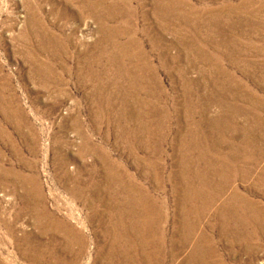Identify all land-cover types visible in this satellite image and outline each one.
<instances>
[{
    "label": "rangeland",
    "instance_id": "1",
    "mask_svg": "<svg viewBox=\"0 0 264 264\" xmlns=\"http://www.w3.org/2000/svg\"><path fill=\"white\" fill-rule=\"evenodd\" d=\"M37 1L43 10H34L30 0H0V213L14 224L13 232L0 221V264L122 262L118 247L124 243H109L111 236L102 231L106 220L91 218L85 183L96 160L83 149L90 144L122 163L127 178L156 202L155 224L147 228L154 235L144 245L153 264H186L196 245L206 264H264V0H176L179 13L195 11L187 17L163 15V0H109L111 15L68 0ZM30 14L45 18L59 38L55 53L34 52L32 59L21 53L28 47L20 36ZM84 61L94 72L86 86L78 79ZM43 64L50 65L51 76ZM97 77L107 80V91H116L113 101L87 98L86 91L99 85ZM141 121L151 132L147 143L140 138ZM214 167L211 178L226 185L200 217L198 230L206 238L181 243L183 236L174 231L181 222L180 190L190 171L209 178ZM33 175L48 211L86 220L72 223L84 233L83 243H52L26 213L12 218L22 207V179ZM222 203L238 209L233 221L216 212ZM30 231L41 243H15ZM109 244L117 248L113 256Z\"/></svg>",
    "mask_w": 264,
    "mask_h": 264
},
{
    "label": "bare ground",
    "instance_id": "2",
    "mask_svg": "<svg viewBox=\"0 0 264 264\" xmlns=\"http://www.w3.org/2000/svg\"><path fill=\"white\" fill-rule=\"evenodd\" d=\"M30 4H34L32 7L34 10L38 8V10H43V6L40 3L41 1L37 0H30ZM70 3L76 4L79 8H84L89 11H95L96 14L105 15L113 13L114 11L109 10L112 8L111 2L109 0H68ZM117 1V0H116ZM121 1V0H120ZM129 1V0H127ZM156 1V0H155ZM29 2V1H28ZM50 3V1L48 0ZM115 2V1H114ZM176 0H163L159 4L160 6H164V11L161 12L163 15L167 17H172V15L177 14L178 16L187 17L191 13H194L195 11H187L185 14L184 12L179 13L177 11L178 5L176 3ZM119 3V2H118ZM144 3V2H143ZM179 3V2H178ZM155 4L158 6L157 2ZM193 4V3H192ZM117 5V4H116ZM122 5V4H121ZM126 5V4H124ZM181 5V4H180ZM141 6V5H140ZM214 6V5H213ZM211 6V7H213ZM52 7V6H51ZM109 7V8H108ZM121 7V6H120ZM131 7V4H130ZM184 7V6H183ZM114 8V6H113ZM116 8V6H115ZM118 8V7H117ZM135 8V7H134ZM157 8V7H155ZM192 8V7H191ZM190 8V9H191ZM27 9V8H26ZM30 9V8H29ZM56 9V8H55ZM128 9V8H126ZM160 9V8H159ZM183 9V8H181ZM194 9V8H193ZM204 9V8H202ZM215 8H213L214 10ZM51 10V9H50ZM130 10V9H129ZM198 10V9H197ZM27 12V10H25ZM158 11V10H157ZM156 11V12H157ZM184 11V9H183ZM186 11V10H185ZM81 12V11H80ZM120 12V11H119ZM129 12V11H126ZM135 12V11H134ZM133 12V13H134ZM154 12V11H153ZM203 12V11H199ZM212 12V11H211ZM31 13V12H30ZM91 13V12H90ZM121 13V12H120ZM119 13V14H120ZM159 13V12H158ZM218 13V11H217ZM29 14V13H28ZM27 14V15H28ZM92 14V13H91ZM94 14V13H93ZM92 14V15H93ZM126 14V13H125ZM197 14V13H196ZM199 14V13H198ZM113 15V14H112ZM129 15V14H128ZM153 15V14H152ZM209 15V14H208ZM94 16H96L94 14ZM127 16V15H126ZM154 16V15H153ZM164 16V17H165ZM158 17V16H157ZM156 17V18H157ZM204 17V16H202ZM95 18V17H94ZM100 18V17H99ZM178 18V17H176ZM206 18V17H205ZM211 18V17H210ZM106 19V18H105ZM159 19V18H158ZM162 19V18H160ZM165 19V18H164ZM171 19V18H170ZM196 19V18H194ZM198 19V18H197ZM173 20V19H172ZM186 20V19H185ZM205 20V19H204ZM24 21V20H23ZM132 21V20H131ZM158 21V20H157ZM165 21H167L165 19ZM164 21V22H165ZM179 21V20H178ZM181 21V20H180ZM179 21V22H180ZM190 21V20H189ZM203 21V20H202ZM45 18H38L37 15L30 14L28 16V22L25 26V30L20 36L23 40H25L28 43V47L22 48L21 53H26V55L29 57V59H32V56H34V52L42 53L46 52V50H50L51 52L55 53V49L59 44V38L56 37V35L52 34L50 30L45 26ZM82 22V21H81ZM130 22V21H129ZM174 22V21H173ZM185 22V21H184ZM26 23V22H25ZM51 24V22H49ZM128 23V22H127ZM132 23V22H131ZM169 23V22H168ZM172 23V22H171ZM188 23V22H187ZM193 23V22H192ZM191 23V24H192ZM153 24V23H152ZM162 24V23H161ZM160 24V25H161ZM185 24V23H184ZM131 25V24H130ZM155 25V24H154ZM166 25V24H165ZM168 25V24H167ZM181 25V24H180ZM190 25V24H189ZM201 25V24H200ZM133 26V25H132ZM193 26V25H192ZM49 27V26H48ZM100 27V26H99ZM120 27V26H119ZM158 27V26H157ZM156 27V28H157ZM188 27V26H187ZM122 28V27H121ZM150 28V27H149ZM179 28V27H178ZM170 29V28H169ZM188 29V28H187ZM107 30V29H106ZM105 30V32H106ZM110 30V29H109ZM112 30V29H111ZM147 30V29H146ZM176 30V29H175ZM52 31V30H51ZM161 31V30H160ZM193 31V30H192ZM195 31V30H194ZM53 32V31H52ZM110 32V31H109ZM112 32V31H111ZM134 32V31H133ZM114 33V32H113ZM112 33V34H113ZM128 33V32H127ZM107 34V33H104ZM115 34V33H114ZM133 34V33H132ZM199 34V33H198ZM155 35V34H154ZM112 36V35H111ZM186 36V35H185ZM183 37V36H182ZM158 39V38H157ZM160 40V39H159ZM184 40V39H183ZM61 41V40H60ZM22 43V41H20ZM62 42V41H61ZM112 42V41H111ZM157 43V42H156ZM187 43V42H186ZM116 44V43H115ZM191 44V43H190ZM23 45V44H22ZM26 45V44H25ZM64 45V44H63ZM139 45V44H138ZM116 46V45H115ZM59 47V46H58ZM57 47V48H58ZM119 48L118 46H116ZM121 48V47H120ZM126 48V47H125ZM156 48V46H155ZM26 50V51H25ZM62 50V49H61ZM120 50V49H119ZM156 50V49H154ZM57 51V50H56ZM122 52V49H121ZM139 52V51H138ZM20 53V52H19ZM49 53V52H48ZM116 53V52H115ZM114 53V54H115ZM141 53V52H140ZM119 54V53H118ZM112 55V54H111ZM123 55V54H122ZM36 56V55H35ZM55 56V55H54ZM58 56V55H57ZM56 56V57H57ZM109 56V55H108ZM116 56V55H115ZM124 56V55H123ZM37 57V56H36ZM102 57V56H101ZM119 57V56H118ZM94 58V57H93ZM96 58V57H95ZM108 58V57H107ZM116 58V57H114ZM35 59V58H34ZM88 59V58H87ZM106 59V58H105ZM113 59V58H112ZM123 59V58H122ZM43 60V59H42ZM41 60V64H42ZM101 60V59H99ZM127 60V59H124ZM94 61V60H93ZM107 61V60H106ZM116 61V60H115ZM122 61V60H121ZM139 61V59H138ZM237 61V60H236ZM135 62V61H134ZM35 63V62H34ZM98 63V62H97ZM105 63V62H103ZM119 63V62H118ZM83 71L80 69L78 71V79H80V83L83 86H86L88 81L91 82V77L94 76V72L89 69V62L84 61L81 63ZM91 64V63H90ZM137 64V63H136ZM150 64V63H149ZM95 65V64H94ZM100 65V64H99ZM139 65V64H138ZM37 69L39 66V62L37 63ZM103 66V65H102ZM116 66V65H115ZM121 66V65H120ZM150 66V65H149ZM47 67H50V65L43 64L42 70L46 71V74H49V70ZM112 67V65H111ZM81 68V67H80ZM109 68V67H107ZM140 68V67H139ZM40 69V68H39ZM100 69V68H99ZM104 69V68H103ZM118 69V68H117ZM134 69H136L134 67ZM149 69V68H148ZM111 70V69H110ZM126 70V68H125ZM125 70L121 69V72L123 73L124 79H126L128 76L125 72ZM143 70V69H142ZM103 73V70H101ZM109 71V70H107ZM134 71V70H133ZM35 72V71H34ZM39 72V71H38ZM127 72V71H126ZM146 72V71H145ZM148 72V71H147ZM150 72V71H149ZM155 72V71H154ZM51 73V72H50ZM54 73V72H53ZM110 73V72H109ZM35 74V73H34ZM61 74V73H60ZM100 74V73H99ZM41 75V74H40ZM43 75V74H42ZM50 75V74H49ZM101 75V74H100ZM99 75V76H100ZM104 75V74H103ZM148 75V74H147ZM51 76V75H50ZM96 76V75H95ZM98 76V77H99ZM105 76V75H104ZM109 76V74H108ZM112 76V75H111ZM152 76V75H151ZM97 77V78H98ZM107 77V76H105ZM95 78V77H93ZM111 78V77H109ZM135 78V77H134ZM108 79V78H107ZM99 85L97 88H92V86L89 88L88 91H86L87 98L91 97L92 94L97 98L99 101H108L111 102L113 98H115L114 94L116 91L114 90V93L107 91V86L104 84L107 80L104 78H98ZM109 81V80H108ZM118 81V80H117ZM79 82V81H78ZM94 82V80H93ZM80 86V84H79ZM94 86V84H93ZM116 90L120 91L117 87H114ZM144 89V88H143ZM122 91V90H121ZM127 88H124L123 92H126ZM120 94V93H119ZM120 96V95H119ZM122 96V95H121ZM94 98V99H95ZM260 98V97H259ZM96 100V99H95ZM187 101V100H186ZM105 102V103H106ZM262 102V101H261ZM103 103V102H102ZM112 104V103H111ZM134 107V106H133ZM110 108V107H109ZM107 108V109H109ZM138 116V115H137ZM103 117V116H102ZM113 119V118H112ZM203 119V118H202ZM256 121V120H254ZM180 122V121H179ZM105 123V122H104ZM180 124V123H178ZM207 125V124H206ZM162 126V125H161ZM183 126V125H182ZM156 127V126H155ZM196 127V126H195ZM96 128V127H95ZM148 124H145L144 122L140 124L139 132L141 133L140 138L143 142L147 143L150 140V133L148 130ZM158 128V127H157ZM184 129V128H183ZM189 129V128H188ZM77 130V129H76ZM199 130V129H198ZM154 131V130H152ZM159 131V130H158ZM162 132V131H161ZM179 132V131H178ZM182 132V130H181ZM180 132V133H181ZM198 132V131H197ZM106 133V132H105ZM131 133V132H130ZM137 133V132H136ZM129 134V133H128ZM194 134V133H193ZM134 135V134H133ZM87 136V135H85ZM138 136V135H137ZM142 136V137H141ZM180 136V135H179ZM182 136V134H181ZM133 137V136H132ZM136 137V136H135ZM184 138V137H183ZM83 139V138H82ZM107 139V138H106ZM201 139V138H200ZM199 139V140H200ZM123 140V139H122ZM195 140V139H193ZM198 140V139H197ZM196 140V141H197ZM85 141V140H84ZM87 141V140H86ZM201 141V140H200ZM86 143V142H85ZM92 143V142H91ZM82 144V143H81ZM89 144V142H88ZM132 144V143H130ZM175 144V142L173 143ZM183 144V143H182ZM193 144V143H192ZM92 147L88 146L87 149L83 148L85 151L84 153H93L91 156L95 157L96 165L92 168L91 177L89 178V183L86 184V195H87V203L91 208L94 209V215L91 216V218L94 221L102 222L105 221V224L102 228V231L105 234H108L111 236V241L109 243H124L123 246H119L118 248H121L120 255L122 256V262L120 264H124L125 261L130 262V264H153L152 256L151 254H147V252L144 249V245L146 243L152 242V233L148 232L147 228L149 226H153L155 224L156 219V202L153 201V198H148L147 194L142 187L139 186V184H136L134 180L131 178H127V170L124 169L122 166V163L120 164L117 159L112 157L110 154L103 152L99 147H97L94 144H90ZM122 145V144H121ZM125 145V144H124ZM177 145V144H175ZM191 145V144H190ZM151 146V145H150ZM201 146V145H200ZM126 147V146H125ZM147 147V146H145ZM192 147V146H191ZM209 147V146H207ZM206 147V149H207ZM181 148V147H180ZM189 148V147H188ZM183 149V148H182ZM212 149V148H211ZM105 150V149H104ZM188 150V149H187ZM193 150V149H192ZM201 150V149H200ZM152 151V150H151ZM174 151V150H173ZM185 151V150H184ZM215 151V150H214ZM187 152V151H186ZM194 152V151H193ZM184 153V152H182ZM188 153V152H187ZM209 153V152H208ZM198 154V153H197ZM214 154V153H213ZM81 155V154H78ZM178 155V154H176ZM182 155V154H180ZM122 156V155H120ZM190 156V155H189ZM192 156V155H191ZM190 156V157H191ZM242 156V155H241ZM155 157V156H154ZM179 157V156H178ZM186 157V155H185ZM188 157V156H187ZM194 157V156H193ZM208 157V156H207ZM134 158V157H132ZM157 158V157H155ZM196 158V157H194ZM199 158V157H197ZM202 158V157H201ZM222 158V157H221ZM207 159V158H206ZM94 160V159H93ZM92 160V161H93ZM185 160V159H184ZM189 160V157H188ZM193 160V159H192ZM198 160V159H195ZM212 160V159H211ZM239 160V159H238ZM139 161V160H137ZM175 161V160H174ZM179 161V160H178ZM183 161V159H182ZM191 161V160H190ZM186 163V161H183ZM198 162V161H197ZM204 162V161H203ZM213 162V161H212ZM216 162V161H215ZM222 162V161H221ZM94 163V164H95ZM189 163V162H188ZM220 163V162H219ZM224 164V163H223ZM90 165V164H89ZM92 165V164H91ZM194 165V164H193ZM205 165V164H204ZM181 166V164H180ZM187 166V165H185ZM225 166V165H224ZM232 166V165H231ZM189 167V166H188ZM216 167V166H215ZM208 169V174L210 175L209 178H206L203 174L198 175V173H193L190 171V174L184 181L183 188H181V194L180 198H177V205L179 211H177L178 219L180 218L181 222H178L176 224L174 231L177 233H180L183 237L181 238V243H185L188 241V239H193V237H196V243L201 242V237L203 238L205 234L198 230V224L199 220L202 214H208L211 209V203L218 198L221 190L226 185V182L218 181L216 178H211L215 173L216 169ZM89 168V167H88ZM192 168V167H190ZM194 168V167H193ZM205 168V167H204ZM210 168V167H209ZM82 169V168H81ZM87 169V168H86ZM163 169V168H162ZM177 169V168H176ZM195 169V168H194ZM201 169V168H200ZM229 169V168H228ZM79 170V169H78ZM193 170V169H190ZM153 171V170H152ZM175 171V170H174ZM204 171V170H203ZM226 171V170H224ZM91 172V171H90ZM140 172V171H139ZM183 172V171H182ZM185 172V171H184ZM222 172V171H221ZM238 172V171H237ZM66 173V172H65ZM158 173V172H157ZM186 173V172H185ZM224 173V172H223ZM67 174V173H66ZM65 174V175H66ZM217 174V173H216ZM226 174V173H225ZM178 175V174H177ZM176 175V177H178ZM185 175V174H184ZM183 176V173H182ZM192 176V177H191ZM216 176V175H215ZM214 176V177H215ZM224 176V175H223ZM222 177V176H221ZM181 178V177H180ZM226 178V177H225ZM21 179V178H20ZM28 180H23L21 182V185L23 187L22 194L20 195L21 198V208L17 212L14 213L13 217L15 219H19L21 213H26L27 216L32 218V224L34 227H38L39 235H42L43 233L48 234V238L50 237V240L52 243H83L85 241V236L82 231L78 229L72 224L73 222H78L80 224L85 225V221L81 217L72 216L71 219H66L64 217L56 216L55 213H52L48 211L43 206V197L40 192V187L37 184V181L35 180V176H31L30 178H27ZM77 179V178H76ZM219 179V178H218ZM228 179V178H227ZM162 180V179H161ZM179 180V179H178ZM156 181V179H155ZM158 181V180H157ZM177 181V180H176ZM181 181V180H180ZM83 182V181H82ZM152 182V181H151ZM80 183V182H79ZM78 183V184H79ZM76 184V183H75ZM159 184V183H158ZM141 185V184H140ZM75 186V185H74ZM179 186V185H178ZM181 186V185H180ZM22 190V189H21ZM78 190V188H77ZM83 192V191H82ZM85 192V191H84ZM19 194V193H18ZM79 194H82L79 192ZM177 194V193H176ZM184 194V195H183ZM167 195V194H166ZM79 196V195H78ZM82 196V195H81ZM178 197V196H177ZM239 197V196H238ZM173 198V197H172ZM231 198H234L231 196ZM240 200V199H239ZM86 203V201H85ZM84 205V204H83ZM242 205V202H241ZM87 207V206H86ZM218 209H216V212L218 214H223L225 217H229L233 221V217L235 216V213L238 209H236L233 204H218ZM106 209V210H105ZM213 209V208H212ZM246 209V208H245ZM250 211H257L255 208L252 207L248 208ZM158 210V208H157ZM85 211V210H84ZM221 212V213H220ZM89 213V212H88ZM250 213V212H249ZM57 214V213H56ZM251 214V213H250ZM257 213H255L256 215ZM70 215V214H69ZM72 215V214H71ZM258 216V214H257ZM0 213V221L1 224H5L7 229L10 231L14 230V224L11 220H4L1 218ZM87 217V216H85ZM161 217V216H160ZM251 217V216H250ZM254 217V216H253ZM252 217V218H253ZM261 217V216H260ZM204 218V217H203ZM255 218V217H254ZM258 218V217H257ZM222 219V218H221ZM257 220V219H256ZM92 222V221H91ZM90 222V223H91ZM186 222L185 226H182V224ZM157 224V223H156ZM201 224V223H200ZM199 224V225H200ZM222 224V223H221ZM220 224V225H221ZM224 224V223H223ZM4 225V226H5ZM97 225V222H96ZM82 226V225H80ZM94 226V225H93ZM223 226V225H222ZM211 227V226H210ZM155 228V227H154ZM93 229V228H92ZM216 229V228H215ZM219 229V228H218ZM91 230V229H90ZM224 230V229H223ZM203 231V230H202ZM225 231V230H224ZM14 232V231H13ZM96 232V231H95ZM94 232V233H95ZM133 233V234H132ZM232 236V231L230 232ZM160 235V233H159ZM23 236V235H22ZM96 236V235H95ZM225 236V235H224ZM235 236V235H234ZM43 237V236H42ZM157 237V236H156ZM161 237V236H160ZM255 237V236H254ZM107 238V237H106ZM145 238V239H144ZM206 238V237H204ZM234 238V237H233ZM25 240V243H41L37 242L36 239V233L33 231L27 232L26 235L23 238H16L14 241L15 243H19L20 240ZM191 242V241H190ZM206 242V241H205ZM144 243V244H143ZM232 244V243H231ZM36 245V244H35ZM45 245V244H44ZM110 245V244H109ZM114 244L108 246L109 247V256L115 255L117 248H114ZM163 245V244H162ZM79 246V245H78ZM199 246V245H198ZM196 245L195 250L198 252L195 254V250H192L193 252L189 254L186 258H184L183 262H186V264H193L194 261L196 263L194 264H206L205 263V256L203 252H201V247H198ZM61 247V246H60ZM41 248V247H40ZM32 249V248H31ZM45 249V248H44ZM67 250V249H65ZM39 251V250H38ZM54 252V251H53ZM67 252V251H66ZM72 252V251H71ZM100 252V251H99ZM144 254L141 257V254ZM77 254V253H76ZM158 254V253H157ZM195 254V255H194ZM26 255V254H25ZM31 255V253H30ZM29 255V256H30ZM50 255H54V253H51ZM58 255V254H57ZM28 256V255H27ZM56 256V255H55ZM77 256V255H76ZM79 256V255H78ZM171 256H174V253H171ZM48 257V256H47ZM50 257V256H49ZM110 258V257H109ZM114 258V257H113ZM221 258V257H220ZM44 259V258H43ZM97 259V258H96ZM99 259V258H98ZM121 259V258H119ZM36 260H39L37 258ZM58 260V258H57ZM125 260V261H123ZM161 260V259H160ZM109 261V260H108ZM159 261V260H158ZM67 262V261H66ZM116 262V261H115ZM64 263V262H63ZM62 263V264H63ZM214 263V262H213ZM43 264H60L56 260H50L45 259ZM95 264V263H94ZM119 264V263H118ZM210 264V263H209Z\"/></svg>",
    "mask_w": 264,
    "mask_h": 264
}]
</instances>
